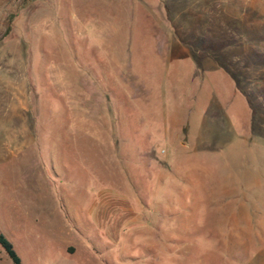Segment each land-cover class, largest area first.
I'll list each match as a JSON object with an SVG mask.
<instances>
[{
    "label": "rangeland",
    "instance_id": "1",
    "mask_svg": "<svg viewBox=\"0 0 264 264\" xmlns=\"http://www.w3.org/2000/svg\"><path fill=\"white\" fill-rule=\"evenodd\" d=\"M0 231L23 264H264V0H0Z\"/></svg>",
    "mask_w": 264,
    "mask_h": 264
},
{
    "label": "trees",
    "instance_id": "2",
    "mask_svg": "<svg viewBox=\"0 0 264 264\" xmlns=\"http://www.w3.org/2000/svg\"><path fill=\"white\" fill-rule=\"evenodd\" d=\"M0 245L5 249L14 264H23L22 259L16 251L14 244L0 231Z\"/></svg>",
    "mask_w": 264,
    "mask_h": 264
}]
</instances>
